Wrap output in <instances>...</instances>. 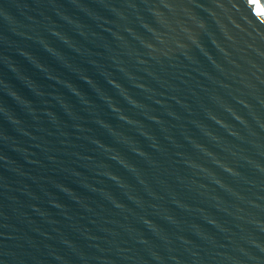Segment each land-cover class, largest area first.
Listing matches in <instances>:
<instances>
[{"label": "water", "instance_id": "95a60500", "mask_svg": "<svg viewBox=\"0 0 264 264\" xmlns=\"http://www.w3.org/2000/svg\"><path fill=\"white\" fill-rule=\"evenodd\" d=\"M0 264H264V0H0Z\"/></svg>", "mask_w": 264, "mask_h": 264}]
</instances>
